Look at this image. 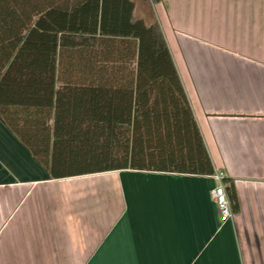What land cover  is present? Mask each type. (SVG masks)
<instances>
[{
	"label": "crops",
	"instance_id": "obj_1",
	"mask_svg": "<svg viewBox=\"0 0 264 264\" xmlns=\"http://www.w3.org/2000/svg\"><path fill=\"white\" fill-rule=\"evenodd\" d=\"M152 8L214 174L51 179L0 119V264H264V0ZM218 173L226 221L211 195Z\"/></svg>",
	"mask_w": 264,
	"mask_h": 264
},
{
	"label": "trees",
	"instance_id": "obj_2",
	"mask_svg": "<svg viewBox=\"0 0 264 264\" xmlns=\"http://www.w3.org/2000/svg\"><path fill=\"white\" fill-rule=\"evenodd\" d=\"M162 1L0 0V119L51 179L214 174L152 9Z\"/></svg>",
	"mask_w": 264,
	"mask_h": 264
},
{
	"label": "built area",
	"instance_id": "obj_3",
	"mask_svg": "<svg viewBox=\"0 0 264 264\" xmlns=\"http://www.w3.org/2000/svg\"><path fill=\"white\" fill-rule=\"evenodd\" d=\"M214 177L219 182V184L211 192L212 199L219 210L222 220L226 221L233 216V212L230 201L226 194L225 186L222 183L224 180V174L218 173Z\"/></svg>",
	"mask_w": 264,
	"mask_h": 264
},
{
	"label": "rangeland",
	"instance_id": "obj_4",
	"mask_svg": "<svg viewBox=\"0 0 264 264\" xmlns=\"http://www.w3.org/2000/svg\"><path fill=\"white\" fill-rule=\"evenodd\" d=\"M154 5V4H153ZM153 5H152V7H153ZM153 9V8H152Z\"/></svg>",
	"mask_w": 264,
	"mask_h": 264
}]
</instances>
